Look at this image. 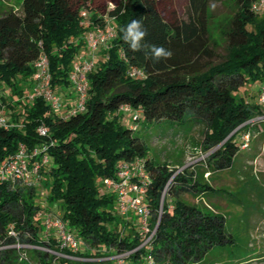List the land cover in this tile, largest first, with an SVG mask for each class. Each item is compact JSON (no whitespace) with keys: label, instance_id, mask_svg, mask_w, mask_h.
Returning a JSON list of instances; mask_svg holds the SVG:
<instances>
[{"label":"trees","instance_id":"1","mask_svg":"<svg viewBox=\"0 0 264 264\" xmlns=\"http://www.w3.org/2000/svg\"><path fill=\"white\" fill-rule=\"evenodd\" d=\"M255 1L234 0L236 10L221 23L225 54H220L211 30L210 0H187L177 21L164 18L158 0H118L103 8L95 7L98 0H23L20 10L3 8L0 0V85L14 95L23 97L43 55L49 60L52 89L58 93L73 87L74 64L91 24L104 26L107 15L115 30L104 55L87 73L84 110L62 113L41 96L25 95L9 105V125H0V164L22 144L29 152L43 151L30 158L31 165L48 155L39 173L49 184L46 198L50 205L60 204L57 217L84 251L61 249L57 238L45 234L38 182L0 177V264H99L67 257L93 258L98 249L107 255L132 251L129 258L136 261L151 253L155 264H193L215 246L235 241L223 213L182 197L220 193L205 173L155 160L144 133L136 131L141 114L145 132L164 122L170 128L200 125L204 133L199 145L211 151L201 165L209 172L233 168L250 147L242 148L237 136H244L253 125L249 121L264 113L247 96L257 84L259 93L264 81V15L253 9ZM83 9L92 14L87 25ZM133 19H142L146 42L169 49L170 59L146 60L142 52L130 50L120 29ZM131 69L143 75L133 76ZM124 105L135 111L132 119L137 116L130 127L118 117ZM154 123L158 126L151 127ZM42 125L48 131L44 136L38 130ZM135 160L143 162L150 178L146 206L150 229H156L150 250L139 247L141 231H125L116 195L103 185L104 178H116L120 163Z\"/></svg>","mask_w":264,"mask_h":264},{"label":"rangeland","instance_id":"2","mask_svg":"<svg viewBox=\"0 0 264 264\" xmlns=\"http://www.w3.org/2000/svg\"><path fill=\"white\" fill-rule=\"evenodd\" d=\"M117 1L98 0L95 7L103 8L106 5L113 7ZM22 2L23 0H1L3 8H13L15 10L21 9ZM186 2L187 0H158V5L165 19L177 21L184 13ZM235 10L236 4L234 0H210L209 17L211 30L213 37L220 44L217 47L220 54H225L221 23L224 18L231 16ZM258 12L259 16L262 17L264 15V8L258 10ZM91 15L90 13L88 23L92 21L90 19ZM104 19L106 22L104 26L100 25L99 21H95L94 24H91L88 33L99 28L107 30L114 26L113 20L107 15ZM83 41V47L79 56L86 55L89 52L87 37ZM107 48L108 44H102L96 54V59L101 58ZM96 64L95 60L91 71L96 67ZM26 83L28 84H25L23 97L12 94L10 89L0 85V112L5 116L8 117L11 112L9 108L10 104H16L25 95H30L34 92L36 87L35 82L31 80V82L28 81ZM257 86L251 87L247 91L248 99L254 103L258 102ZM63 90L58 91V94L62 96L61 107L59 109V112L62 113L65 109L71 110L77 100L73 87ZM133 113H135L133 110L119 111L118 117L126 127H130L136 123L132 119ZM139 124L140 129L136 131V134L141 135L144 133L151 157L157 161L168 163L173 168H196L204 172L207 181L220 191L217 194L203 196H193L188 193L182 196L188 203L207 206L217 212L223 213L227 219L228 231L235 238L233 243L215 246L202 261L193 264H264V122L251 124L252 126L249 130L251 132L250 147L249 149L247 148L248 146L242 147L247 149H245V153L238 156V160L234 163L233 168L216 172H209L201 165L211 152H204L199 145L204 133L202 126L190 125L186 128H170L168 122H164L163 125H168L167 127L161 126L158 129L145 132L148 130V126L143 123L142 114ZM153 126H158V123L152 124L151 127ZM237 142L243 145L246 142L244 136L238 135ZM255 154L257 155L253 158ZM37 184L39 189L38 202L45 208L41 210L39 215L41 220L45 219L46 214L59 216L60 204L50 205L46 198L49 185L46 177L39 179ZM117 216L122 222L121 225H125L126 232L131 227L139 231L141 230V219L133 212H129L128 216H122L117 212ZM45 234L57 238L55 229H49V231H45ZM80 251H84V248L80 247ZM93 252L96 253V257L80 258H84L83 260L92 259L99 262V264H118L111 257L112 255H107L108 251L104 249H98ZM142 257L139 260L144 261V257ZM124 263L135 264L137 261L128 257L125 258Z\"/></svg>","mask_w":264,"mask_h":264},{"label":"built area","instance_id":"3","mask_svg":"<svg viewBox=\"0 0 264 264\" xmlns=\"http://www.w3.org/2000/svg\"><path fill=\"white\" fill-rule=\"evenodd\" d=\"M264 8V0H256L253 4V9L258 11ZM81 15L84 19V23L88 24V17L90 13L87 9H83ZM115 36V30L113 27L104 30L103 28L90 31L87 34V40L89 43V52L86 55L79 56L78 60L74 64V69L71 75V81L74 92L77 95L75 105L69 114H73L85 109L88 80L87 73L91 71L95 64L96 54L99 47L102 44H107ZM36 72L33 75V81L35 82L34 92L28 95L29 99H33L36 96H41L46 99L52 106L53 109L59 111L61 107L62 96L56 93L51 87V76L49 71V60L46 56H41L35 63ZM131 75H143L141 71L131 69ZM258 102L264 109V81L259 87ZM1 103V93H0ZM121 110L132 111V108L128 105L121 107ZM137 116L134 115L133 119ZM251 123L264 122V113H261L257 117L251 119ZM0 125L8 126L7 116L0 112ZM39 133L41 135L47 134V128L42 125L39 127ZM251 132L248 131L244 134L246 142L243 143L242 147H247L250 141ZM38 148L34 149L33 152H29L28 147L24 144L20 145L16 152L9 158L4 160L0 164V177L4 180L15 181L21 180L26 184H33L39 181V173L43 166H45L49 157L44 154L39 162L30 164V158L39 153ZM43 151H41L42 153ZM116 178L107 177L103 179V185L108 191L114 192L116 195L117 210L122 216H128L129 212H133L141 219V234H143V243L139 246H148L150 248V242L155 235L156 229L151 230L149 226L150 212L146 206V192L147 185L150 182L149 174L144 168V164L141 160H135L133 162L120 163L118 165ZM45 228L46 232L49 229H55L56 237L58 239L61 249H69L74 252L80 251V241L78 238L69 230L64 221L57 216L51 214L45 216ZM14 234L13 231H11ZM57 255L67 256L60 251L50 250ZM132 251H126L123 253L112 255L111 257L116 260L118 264H125V258L130 256ZM79 260V256H67ZM141 264H155V259L151 253L144 256V261Z\"/></svg>","mask_w":264,"mask_h":264},{"label":"clouds","instance_id":"4","mask_svg":"<svg viewBox=\"0 0 264 264\" xmlns=\"http://www.w3.org/2000/svg\"><path fill=\"white\" fill-rule=\"evenodd\" d=\"M123 33V40L129 45L132 52H142L145 59H151L155 62L167 60L172 57V52L163 46H158L146 42L148 35L142 19H133L126 27L120 29Z\"/></svg>","mask_w":264,"mask_h":264},{"label":"crops","instance_id":"5","mask_svg":"<svg viewBox=\"0 0 264 264\" xmlns=\"http://www.w3.org/2000/svg\"><path fill=\"white\" fill-rule=\"evenodd\" d=\"M69 110L68 109H65L63 113H67ZM142 260H138L137 263L135 264H141Z\"/></svg>","mask_w":264,"mask_h":264}]
</instances>
